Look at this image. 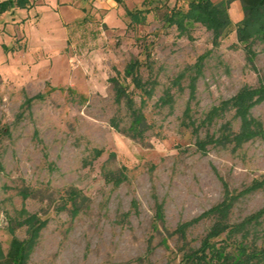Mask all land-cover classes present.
I'll use <instances>...</instances> for the list:
<instances>
[{
    "label": "rangeland",
    "instance_id": "obj_1",
    "mask_svg": "<svg viewBox=\"0 0 264 264\" xmlns=\"http://www.w3.org/2000/svg\"><path fill=\"white\" fill-rule=\"evenodd\" d=\"M113 1L85 0L84 22L67 31L62 11L41 6L20 28L29 47L16 61L30 69L0 72V257L15 237L28 243L26 264H177L215 217L183 235L179 225L220 202L223 183L239 191L264 179V138L205 152L195 145L207 133L219 136L225 123L239 129L232 107L201 123L211 107L243 86L264 85V40L254 39L248 56L236 38L241 2L230 3L229 30L215 44L204 25L187 21L183 31L164 18L174 6L186 11L185 0ZM137 9L143 15L131 21ZM134 59L142 80H153L140 138L126 132L130 116L111 82L118 79L138 107L139 90L123 77ZM188 104L197 132L184 124ZM250 114L264 127V102ZM262 207L264 186L234 202L229 222Z\"/></svg>",
    "mask_w": 264,
    "mask_h": 264
},
{
    "label": "trees",
    "instance_id": "obj_2",
    "mask_svg": "<svg viewBox=\"0 0 264 264\" xmlns=\"http://www.w3.org/2000/svg\"><path fill=\"white\" fill-rule=\"evenodd\" d=\"M187 10L178 11L175 6L164 18L175 23L179 30L185 31V23L193 21L204 25L212 32V41L217 44L222 34L229 30L231 21L229 17V5L232 0H185ZM242 4L243 17L236 24V38L238 43H243L248 56L253 54L250 44L254 39L264 40V0H239ZM132 20L140 19L143 10L137 9L129 13ZM144 17V16H142ZM141 17V18H142ZM140 61L137 59L129 62L123 73V77H130L134 87L139 90L140 105H135V100L127 88L116 78H111L114 88V100L124 104L130 116V123L126 132L132 138H140L148 126L142 112V107L147 98L153 94V86L149 81H143L138 73ZM194 92L190 91V98H194ZM171 95L166 93L159 98L160 104H169ZM264 102V85L250 88L243 86L232 98L221 101L211 107L205 114L201 123H210L214 118L222 115L227 109H234V116L239 119L240 125L237 132L232 131L229 123L221 127L219 136L206 134L203 139L195 142L196 148L205 152L208 145H226L233 143L238 147L253 138H264V127L260 121L251 116L253 106ZM189 104L183 111L184 124L192 126V131H198V125H194L191 118ZM116 126V122H114ZM100 152L97 151V155ZM118 179V178H116ZM224 186L223 199L217 204L204 211L198 217L189 222H184L177 227L176 232L183 235L185 229L204 217H215V222L210 226L207 233L201 239L195 249L184 251L182 258L177 264H264V232H258V226L264 223V207L245 216L236 223L229 222V214L233 204L243 195L264 186V179L254 181L245 188L234 191L230 190L226 183ZM71 201L74 202L76 194L69 192ZM160 205H157V209ZM30 241V240H29ZM28 243L13 237L10 240L7 251L0 257V264H26L25 257Z\"/></svg>",
    "mask_w": 264,
    "mask_h": 264
},
{
    "label": "crops",
    "instance_id": "obj_3",
    "mask_svg": "<svg viewBox=\"0 0 264 264\" xmlns=\"http://www.w3.org/2000/svg\"><path fill=\"white\" fill-rule=\"evenodd\" d=\"M120 1L113 2L119 4ZM41 6L49 9L55 7L62 11L65 16L62 23L66 31L67 24L80 19L79 22H84L89 12V4L85 0L77 3L74 0H0V72L2 74L8 76L9 69L15 72L23 71L25 68L28 70L27 67L30 69V65L26 66L24 62L16 61L17 53L27 51L29 47L28 38L20 33V28L23 29L24 25L30 24L32 15L38 13L37 10Z\"/></svg>",
    "mask_w": 264,
    "mask_h": 264
}]
</instances>
